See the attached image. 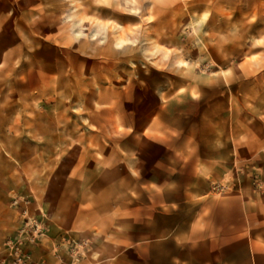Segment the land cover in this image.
Listing matches in <instances>:
<instances>
[{
	"label": "rangeland",
	"instance_id": "374dc122",
	"mask_svg": "<svg viewBox=\"0 0 264 264\" xmlns=\"http://www.w3.org/2000/svg\"><path fill=\"white\" fill-rule=\"evenodd\" d=\"M94 1L49 0L67 39L44 40L24 23L38 21V0H0V264H254L246 213L240 223L214 201L178 205L192 169L165 176L161 144L202 149L264 119V0H117V13L142 16L132 30L145 45L125 55L112 23L105 65L74 51L92 55ZM164 59L175 69H158ZM47 63L67 67L62 87L37 74ZM162 87L194 98L163 123L153 112ZM123 124L136 132L117 133ZM233 176L209 196L231 192Z\"/></svg>",
	"mask_w": 264,
	"mask_h": 264
},
{
	"label": "crops",
	"instance_id": "0c3cea01",
	"mask_svg": "<svg viewBox=\"0 0 264 264\" xmlns=\"http://www.w3.org/2000/svg\"><path fill=\"white\" fill-rule=\"evenodd\" d=\"M38 1L41 3L38 6L41 11V14L38 16V21L26 14L27 17L24 20V23L27 24L26 29L29 32L34 31L36 37L44 40L67 39L66 30H58L56 27L53 28V24H55V22L53 23V15H56L51 10V3H47L49 0ZM126 1V5H129L130 1ZM94 2L95 30L90 35V39L95 41V44L92 45V55L90 56L87 51L81 50L80 46H77L74 50L77 55L81 57H94L95 61L105 62L103 63L105 65L109 59V53L104 41L110 39L109 28L112 23L122 24L124 28L125 37L128 40L124 44L125 55L127 53L131 54V49L137 47L138 44H140L139 50L144 47L145 44L141 43L143 32L141 30H132L134 24L144 22L140 13L136 14L137 9L129 8V13H117V0H95ZM23 14L21 12V15ZM36 30L38 34H36ZM74 35L76 38H79L80 32L74 31ZM118 45L121 44L119 43ZM169 45L173 47V43H169ZM45 47L58 49L59 46L57 43L49 42V45H45ZM128 48H130L129 51ZM168 61L169 59H164L156 62L160 63L158 69L164 70L167 68L170 71L175 69L176 66ZM140 63L144 65L142 61ZM42 71L44 74H40V70H37V74L40 75L41 79L54 82L57 85L56 87H62V84L68 80L67 67L62 68L47 63L42 66ZM183 84L185 85V82ZM179 86V84H174L173 87L178 88ZM168 89L169 87L167 89L162 87L159 90V100L153 109L155 117L158 120H162V123L163 117L170 111L175 113V116H179L181 98L194 100V98H190L189 96L181 97L177 93V90L163 97L162 95L168 92ZM95 103L100 102L95 98ZM112 103L114 101L106 105L101 104L110 107ZM168 131H170L169 128H163L157 132V135L161 136L159 140L164 141ZM120 132L132 133L136 131L132 125L123 124L117 131V133ZM171 132L173 135L175 134L174 128ZM137 133L143 134L144 131ZM220 142L226 143V149L221 148ZM161 146L167 154L166 159L163 160L165 162V176L176 175L177 172L173 168L175 166H188L192 169L188 174L189 185L183 190L184 196L181 200L179 199L178 205L185 202L195 203L197 200L203 199L205 207L207 208L208 204L214 201L219 203L217 215L220 218L229 211L240 223L243 213H246L251 225L253 262L254 264H256L255 262L258 263V257L262 251L260 249V241L264 242V157L260 155V152L264 150V119H254L250 125L236 126L234 130L230 128L225 140L220 137L211 138L207 142L205 140L202 149L195 142L192 144L190 139L182 146L174 143L170 145L162 143ZM233 170L235 171V176H233L236 182L235 188L218 199L209 196L210 185L213 182L221 181L233 172ZM161 181L175 184L178 180L173 177H165Z\"/></svg>",
	"mask_w": 264,
	"mask_h": 264
},
{
	"label": "snow or ice",
	"instance_id": "6c2138e0",
	"mask_svg": "<svg viewBox=\"0 0 264 264\" xmlns=\"http://www.w3.org/2000/svg\"><path fill=\"white\" fill-rule=\"evenodd\" d=\"M117 47H120V45H117Z\"/></svg>",
	"mask_w": 264,
	"mask_h": 264
}]
</instances>
